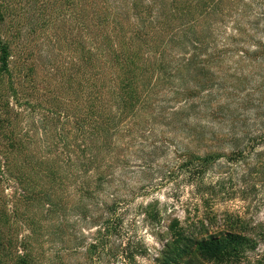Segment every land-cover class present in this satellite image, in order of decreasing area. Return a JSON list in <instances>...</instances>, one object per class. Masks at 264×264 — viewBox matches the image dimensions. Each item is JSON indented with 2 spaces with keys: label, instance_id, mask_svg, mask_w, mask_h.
Instances as JSON below:
<instances>
[{
  "label": "trees",
  "instance_id": "trees-1",
  "mask_svg": "<svg viewBox=\"0 0 264 264\" xmlns=\"http://www.w3.org/2000/svg\"><path fill=\"white\" fill-rule=\"evenodd\" d=\"M45 1L58 6L53 16L48 4L36 8L35 62L7 29L15 3L0 0V264L63 259L72 209L85 219L101 203L110 224L126 202L114 185L119 165L163 89L180 99L177 110L190 108L199 63L207 69L231 49L224 28L264 41V0ZM253 243L229 233L199 249L216 264H241Z\"/></svg>",
  "mask_w": 264,
  "mask_h": 264
},
{
  "label": "rangeland",
  "instance_id": "rangeland-1",
  "mask_svg": "<svg viewBox=\"0 0 264 264\" xmlns=\"http://www.w3.org/2000/svg\"><path fill=\"white\" fill-rule=\"evenodd\" d=\"M7 1L16 6L7 29L21 34L15 46L36 62V8L43 14L48 4L44 14L53 16L58 2ZM222 37L231 49L188 79L198 88L192 106L177 110L180 99L164 88L151 122L130 142L114 183L126 202L111 223L102 225L98 202L85 219L71 210L65 264H164L167 254L178 256L170 264H216L199 242L229 233L254 241L241 264H264V41L248 27L224 28Z\"/></svg>",
  "mask_w": 264,
  "mask_h": 264
}]
</instances>
